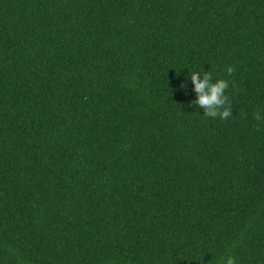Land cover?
<instances>
[{
	"label": "trees",
	"instance_id": "1",
	"mask_svg": "<svg viewBox=\"0 0 264 264\" xmlns=\"http://www.w3.org/2000/svg\"><path fill=\"white\" fill-rule=\"evenodd\" d=\"M257 110L264 0H0V264H264Z\"/></svg>",
	"mask_w": 264,
	"mask_h": 264
},
{
	"label": "clouds",
	"instance_id": "2",
	"mask_svg": "<svg viewBox=\"0 0 264 264\" xmlns=\"http://www.w3.org/2000/svg\"><path fill=\"white\" fill-rule=\"evenodd\" d=\"M226 73L231 75L235 69L232 66H228L225 69ZM194 86V92L196 99L190 101V106L196 108H202L203 115L206 118H219L221 120H228L233 116L232 102L225 94L229 88V82L224 79H217L213 81V75L210 71L192 72L189 78ZM181 88H186L185 84L181 85ZM254 119L256 121H264V115L260 110L254 113ZM256 130H259L257 126ZM222 264H236L235 257L228 255L222 260Z\"/></svg>",
	"mask_w": 264,
	"mask_h": 264
}]
</instances>
